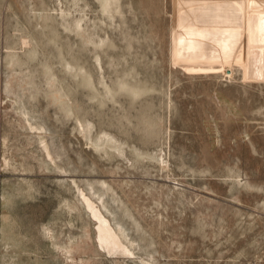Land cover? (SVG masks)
<instances>
[{
	"label": "rangeland",
	"instance_id": "374dc122",
	"mask_svg": "<svg viewBox=\"0 0 264 264\" xmlns=\"http://www.w3.org/2000/svg\"><path fill=\"white\" fill-rule=\"evenodd\" d=\"M0 264H264V0H0Z\"/></svg>",
	"mask_w": 264,
	"mask_h": 264
},
{
	"label": "bare ground",
	"instance_id": "6f19581e",
	"mask_svg": "<svg viewBox=\"0 0 264 264\" xmlns=\"http://www.w3.org/2000/svg\"><path fill=\"white\" fill-rule=\"evenodd\" d=\"M88 207L98 220L99 242L102 246L107 248L110 252H121L122 254H131L120 236V234L109 224L106 218L103 217L100 210L87 197H85Z\"/></svg>",
	"mask_w": 264,
	"mask_h": 264
}]
</instances>
